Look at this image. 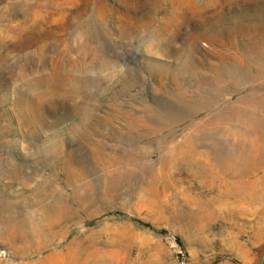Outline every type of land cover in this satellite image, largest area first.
Returning <instances> with one entry per match:
<instances>
[{"label": "rangeland", "instance_id": "374dc122", "mask_svg": "<svg viewBox=\"0 0 264 264\" xmlns=\"http://www.w3.org/2000/svg\"><path fill=\"white\" fill-rule=\"evenodd\" d=\"M0 264H264V0H0Z\"/></svg>", "mask_w": 264, "mask_h": 264}]
</instances>
